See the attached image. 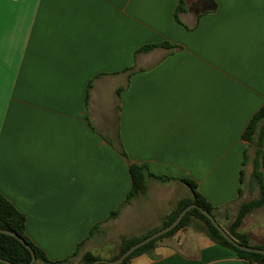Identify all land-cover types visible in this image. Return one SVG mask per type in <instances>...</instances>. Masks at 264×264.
<instances>
[{
	"label": "crops",
	"instance_id": "1",
	"mask_svg": "<svg viewBox=\"0 0 264 264\" xmlns=\"http://www.w3.org/2000/svg\"><path fill=\"white\" fill-rule=\"evenodd\" d=\"M185 3L179 20L178 0H8L0 8V192L49 259L83 242L80 253L92 251L94 236L125 220L121 237L142 235L191 196L178 180L151 179L147 194L122 206L132 177L119 143L130 162L195 180L224 207L221 223L257 197L243 132L264 105V0ZM162 42L180 48L137 53ZM147 204L153 222L142 218ZM197 225L128 264H242Z\"/></svg>",
	"mask_w": 264,
	"mask_h": 264
},
{
	"label": "trees",
	"instance_id": "2",
	"mask_svg": "<svg viewBox=\"0 0 264 264\" xmlns=\"http://www.w3.org/2000/svg\"><path fill=\"white\" fill-rule=\"evenodd\" d=\"M185 4V0H178V6L175 13L177 20H179L178 13L185 9ZM158 46L165 47L169 50L180 48V46L178 45H174L169 42H162L144 45L137 51V53L149 52L154 50ZM126 70H132V68H127ZM122 90V88L118 89V94H120ZM243 139L246 140L249 145L254 148L253 157H250L248 153L249 148L245 149L243 165L246 166L247 164L251 163V185L254 187V189H257L259 193L257 197L240 203L234 215L228 213L225 214L226 219L229 220L228 226L223 225V223H221L220 221V217L224 216V207H217L209 202L207 198L202 193H200L198 184L195 180L190 178H175L165 175H157L150 170L147 164L130 162L125 148L121 143H119L117 145V149L129 161V170L132 177L131 189L122 206L128 204L130 201L137 197L147 194L149 190V181L151 179H156L162 182L178 180L190 189L191 196L179 199L176 202L174 209L165 217L159 227L149 230L142 235L121 237L120 242L117 246V253L108 259L118 258L136 242L142 240L153 232L169 225L176 219V217L184 208L191 204H197L198 206L208 210L219 222V224L241 244L264 249V244H253L249 235L240 231L246 219L254 211L261 208L264 209V105L260 107L251 117L243 132ZM243 174L244 170L241 171L242 182ZM119 213L120 209L116 210L111 214V218L117 217ZM195 221H198L199 223V225H197V228L204 232L213 241L233 250L242 260V264H264V254L244 251L231 244L212 224L211 220L206 217L198 208H193L188 211L181 222L172 231L140 247L139 249L134 251L122 264H128L132 258L141 254L152 255L154 248L161 239L174 234L177 230L185 226H192ZM26 222V215L19 211L16 206L0 192V229L17 233L33 248L36 254V262L34 264H90L102 258L92 251H86L81 254L80 247L84 243L83 242L78 245L79 249H77V251L73 255L61 260H51L47 257L46 253L27 235ZM98 226L99 225H95L91 229V235L94 234ZM0 257L13 264H29L32 261V254L28 248H26L17 238L2 232H0ZM0 264L9 263L0 261Z\"/></svg>",
	"mask_w": 264,
	"mask_h": 264
},
{
	"label": "rangeland",
	"instance_id": "3",
	"mask_svg": "<svg viewBox=\"0 0 264 264\" xmlns=\"http://www.w3.org/2000/svg\"><path fill=\"white\" fill-rule=\"evenodd\" d=\"M150 206V204H147L141 207L142 209H146L148 211L142 215V218L145 216V219L148 222H153L155 221V208L150 209ZM263 216V211L256 210V212L246 220L245 224V227L249 230L250 234L256 237L252 238V242H256L258 244L264 242V238H261L264 235V233L261 231V229L264 228ZM222 222L225 226H228L229 224V220L226 219H222ZM145 224L146 223H144V225ZM130 226L129 220H125L123 223L117 226H110L102 236L97 235L92 238V240L88 243L89 248H91L90 250L102 258H111L118 251L117 246L120 242V237L122 234H125L124 232H128L130 230Z\"/></svg>",
	"mask_w": 264,
	"mask_h": 264
},
{
	"label": "water",
	"instance_id": "4",
	"mask_svg": "<svg viewBox=\"0 0 264 264\" xmlns=\"http://www.w3.org/2000/svg\"><path fill=\"white\" fill-rule=\"evenodd\" d=\"M193 208H198L206 217H208L212 224L220 231V233L234 246L238 247L239 249H242L244 251H249V252H255V253H261L264 254V249L257 248V247H252V246H247L241 244L239 241L234 239L220 224L219 222L215 219V217L206 209L198 206L197 204H191L184 208L180 214L176 217V219L170 223L169 225L153 232L152 234L146 236L142 240L136 242L133 244L129 249H127L124 253H122L118 258L116 259H105L101 258L98 259L90 264H100V263H106V264H122L134 251L139 249L140 247L150 243L151 241L163 236L164 234L172 231L184 218V216L187 214L188 211H190ZM0 232L11 235L15 238H17L26 248H28L32 254V261L29 264H34L36 262V254L33 248L22 238L20 237L17 233L9 230H4L0 229ZM0 261L13 264L3 258L0 257Z\"/></svg>",
	"mask_w": 264,
	"mask_h": 264
},
{
	"label": "snow or ice",
	"instance_id": "5",
	"mask_svg": "<svg viewBox=\"0 0 264 264\" xmlns=\"http://www.w3.org/2000/svg\"><path fill=\"white\" fill-rule=\"evenodd\" d=\"M8 0H0V8L4 7L7 4Z\"/></svg>",
	"mask_w": 264,
	"mask_h": 264
}]
</instances>
